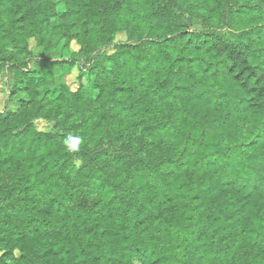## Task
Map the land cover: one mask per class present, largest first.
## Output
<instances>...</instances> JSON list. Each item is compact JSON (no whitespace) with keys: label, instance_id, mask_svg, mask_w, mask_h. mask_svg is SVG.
Instances as JSON below:
<instances>
[{"label":"trees","instance_id":"16d2710c","mask_svg":"<svg viewBox=\"0 0 264 264\" xmlns=\"http://www.w3.org/2000/svg\"><path fill=\"white\" fill-rule=\"evenodd\" d=\"M0 63V264H264V0H0Z\"/></svg>","mask_w":264,"mask_h":264},{"label":"rangeland","instance_id":"374dc122","mask_svg":"<svg viewBox=\"0 0 264 264\" xmlns=\"http://www.w3.org/2000/svg\"><path fill=\"white\" fill-rule=\"evenodd\" d=\"M58 10L61 14L65 10V5L60 4L58 6ZM191 24H193V27L196 30H201L203 27L201 21L199 20H192ZM126 40V32L116 34L111 45L101 49L96 53V59H105L108 55H111L115 52L117 44L125 42ZM30 43L31 48L34 51V58H32L28 64V68H30L31 70H48L50 68V62L49 60H47V58L52 60L57 58L63 59L71 57V52L64 50L61 44L55 48L49 47L47 49H43L36 45V41L34 39H31ZM73 45L75 49H78V46L76 44ZM86 73L87 72H84L85 75L80 76L79 68L76 67L70 74L56 76L55 80H47L45 84H43V87L48 86L49 88L55 89V86L57 85L68 83L73 90H76L78 89L82 81L86 82ZM14 82L15 77L9 70L8 66L0 63V111L16 109L20 105V102H22L19 93L12 94ZM36 125L41 130H52L54 128L53 123L46 122L44 120H38L36 122Z\"/></svg>","mask_w":264,"mask_h":264},{"label":"clouds","instance_id":"9594fccd","mask_svg":"<svg viewBox=\"0 0 264 264\" xmlns=\"http://www.w3.org/2000/svg\"><path fill=\"white\" fill-rule=\"evenodd\" d=\"M70 150H73L75 148V145H69Z\"/></svg>","mask_w":264,"mask_h":264}]
</instances>
